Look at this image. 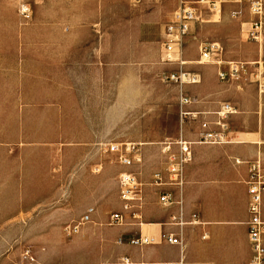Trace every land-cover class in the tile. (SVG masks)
Returning a JSON list of instances; mask_svg holds the SVG:
<instances>
[{"label": "rangeland", "instance_id": "rangeland-1", "mask_svg": "<svg viewBox=\"0 0 264 264\" xmlns=\"http://www.w3.org/2000/svg\"><path fill=\"white\" fill-rule=\"evenodd\" d=\"M182 1L195 0H0V264H67L81 227L104 225L95 213L121 208L117 175L134 170L100 146L142 143V180L150 182L144 170L165 167L155 160L159 142L195 124L180 119L181 93L215 91L216 79L219 105H232L237 84L252 85L244 91L257 100L264 95L256 82L264 77V33L248 34L249 7L242 58L224 52L220 67L198 63L201 47L231 42L236 28L222 5L235 0L201 6L176 51L183 64L163 62L165 25ZM231 61L246 63L247 75L219 80ZM180 70L199 82L164 79Z\"/></svg>", "mask_w": 264, "mask_h": 264}, {"label": "crops", "instance_id": "crops-1", "mask_svg": "<svg viewBox=\"0 0 264 264\" xmlns=\"http://www.w3.org/2000/svg\"><path fill=\"white\" fill-rule=\"evenodd\" d=\"M222 8L230 15L232 11L239 14L231 15L236 28L226 37L231 42L219 38L222 45L215 43L221 46L223 54L232 52L236 54L233 58L241 59L239 52L245 47L241 25L248 14L247 3L229 1ZM215 86V91L201 88L193 98L195 103L187 109L201 113L216 111L222 99L217 93L220 85L216 79ZM251 86L237 84L240 91L231 97L236 113L232 115L230 142H197L199 120H213V115H201L194 126L184 127L182 138L194 142L192 158L183 167L182 188H166L171 196L170 204H160L154 189L145 186L142 205L132 211L136 216L126 213L122 225H111L109 216L95 213L96 220H108V223L83 225L72 241L67 264H178L181 259L182 264H249L248 164L258 159L264 165V95H258L257 100L255 94L245 93ZM160 159L162 155L157 156L156 164ZM154 172L156 169L150 167L144 170V177L149 181ZM171 217L181 218L185 224L175 225ZM261 218L264 220V196ZM169 235L180 237L182 247L168 243L165 237ZM204 235L206 238L202 239ZM140 236L152 241L131 242Z\"/></svg>", "mask_w": 264, "mask_h": 264}, {"label": "built area", "instance_id": "built-area-1", "mask_svg": "<svg viewBox=\"0 0 264 264\" xmlns=\"http://www.w3.org/2000/svg\"><path fill=\"white\" fill-rule=\"evenodd\" d=\"M248 2L249 12L252 16L250 21V30L248 34L254 40H258L264 33V0H240ZM216 0H195L182 1L178 8L173 12L171 19L165 25L164 41L162 43L163 62L183 64L176 58V51L179 49L181 39L189 33L190 23L197 20L201 6H207L210 9L216 8ZM21 13L28 17L27 8H22ZM238 11H232V17L237 16ZM221 66L222 48L218 43H209L200 48V58L198 63L203 60H210ZM247 75V64L242 62H227V70L219 68L217 76L221 81L234 80L243 78ZM260 74H255L258 77ZM167 82L182 84H196L199 82V76L196 73L185 71L173 72L165 75ZM246 79V78H245ZM259 94H264V77L256 80ZM179 115L181 121H196L201 115H213V120H199L200 133L197 139L198 143L206 144H225L230 142L231 127L229 117L236 113V109L230 103L224 102L219 105L216 111L211 113H201L187 109L195 101L181 93L178 98ZM194 142L188 141L182 137L176 139L166 138L159 142V149L164 160V171H157L152 174L150 182H143L141 179V168L143 165L142 143L121 142L105 143L100 146L104 153L113 154L118 164L134 170L123 171L117 175V187L121 201V211L112 212L109 216V224L122 225L125 222V214L136 215L132 213L142 205L143 188L150 186L154 189L158 202L162 205L171 203L170 193L167 187L181 189L183 180V167L191 161V145ZM238 163V162H237ZM249 178L246 181L248 186V214L247 221L248 238L251 248L249 264H264V220L261 218V202L264 196V165L257 159L248 164ZM101 165H95L94 173H99ZM171 222L175 225L182 226L185 222L181 218L171 217ZM78 223L73 226V232L79 231ZM206 236H202L205 239ZM170 244L182 247L180 237L169 235L165 237ZM152 239L140 236L138 239L131 241L134 244H144L151 242ZM182 264V259L178 262Z\"/></svg>", "mask_w": 264, "mask_h": 264}, {"label": "bare ground", "instance_id": "bare-ground-1", "mask_svg": "<svg viewBox=\"0 0 264 264\" xmlns=\"http://www.w3.org/2000/svg\"><path fill=\"white\" fill-rule=\"evenodd\" d=\"M191 40V39H190Z\"/></svg>", "mask_w": 264, "mask_h": 264}]
</instances>
